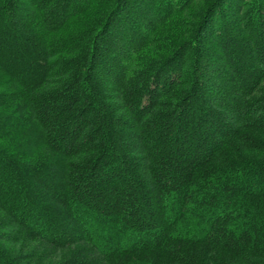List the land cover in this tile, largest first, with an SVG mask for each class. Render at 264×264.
Wrapping results in <instances>:
<instances>
[{
  "label": "trees",
  "instance_id": "1",
  "mask_svg": "<svg viewBox=\"0 0 264 264\" xmlns=\"http://www.w3.org/2000/svg\"><path fill=\"white\" fill-rule=\"evenodd\" d=\"M0 264H264V0H0Z\"/></svg>",
  "mask_w": 264,
  "mask_h": 264
}]
</instances>
